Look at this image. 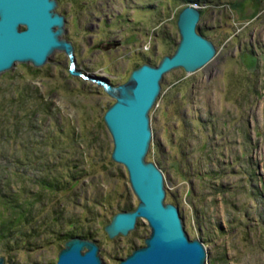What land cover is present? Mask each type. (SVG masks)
I'll return each mask as SVG.
<instances>
[{"label":"rangeland","instance_id":"obj_1","mask_svg":"<svg viewBox=\"0 0 264 264\" xmlns=\"http://www.w3.org/2000/svg\"><path fill=\"white\" fill-rule=\"evenodd\" d=\"M190 3L216 53L194 71L163 75L145 158L162 169L164 201L203 241L206 264H264V0H109L105 11L120 10L123 26L96 33L69 16L62 34L74 42L75 68L58 48L41 65L0 71V220L20 221L0 236L4 264L55 261L68 231L91 232L104 264L144 243V218L127 234L105 230L138 197L111 157L103 114L115 97L86 73L108 67L122 83L140 63H158L175 50L178 14ZM108 35L122 45L92 47Z\"/></svg>","mask_w":264,"mask_h":264},{"label":"water","instance_id":"obj_2","mask_svg":"<svg viewBox=\"0 0 264 264\" xmlns=\"http://www.w3.org/2000/svg\"><path fill=\"white\" fill-rule=\"evenodd\" d=\"M54 6L55 0H0V71L16 61L41 65L58 48L74 58L71 41L61 37L63 15ZM199 18L196 4L185 5L178 14L180 38L172 53L164 54L158 63H140L128 80L117 86L96 80L115 97L103 114L113 140L111 157L124 164L138 197L133 208L115 212L105 230L110 237L127 234L138 217L150 227L144 243L121 257L119 264H206L203 241L189 237L177 204L164 201L162 169L145 158L152 136L149 109L160 92L163 75L178 66L194 71L216 53L213 41L197 28ZM98 251L97 241L74 235L65 241L52 264H104ZM0 264H4L2 256Z\"/></svg>","mask_w":264,"mask_h":264},{"label":"flooded vegetation","instance_id":"obj_3","mask_svg":"<svg viewBox=\"0 0 264 264\" xmlns=\"http://www.w3.org/2000/svg\"><path fill=\"white\" fill-rule=\"evenodd\" d=\"M78 2H79L78 0H55L54 10L58 12L59 14L63 15V19H64L63 30L65 29L64 27L69 21V16L71 15L74 16L75 18L74 20L78 26L84 27L85 29L90 30L91 32L95 31L96 33H100V31L103 32V30H105L106 32L108 30H112L118 24H120V26L123 24L122 19L125 18V15L123 14L121 15L120 10H118V12L116 13L112 12L111 13L112 15H109V13L105 11L107 9V4L109 5V0H101L98 2L97 0H94V1L90 0L88 2L87 0L86 1L83 0L81 3H78ZM86 12L88 14L92 13L91 15L93 16V19H90V17L88 16ZM110 19H112L113 21L109 22ZM62 36L70 40L72 43L73 54H74L73 61L75 63L76 56H75L74 42L72 39H70V37L67 34H65V32H63ZM88 38L89 40H92V37H88ZM97 39L98 40L96 41V43L94 42L92 44V47H98L99 45H101L100 47L102 49L105 46V49L107 48L109 50L110 48H114V47H118L122 45L121 38L116 37V36L108 35L106 37H99ZM86 74H88V76L91 77L95 82L97 79L99 80L101 79L102 81H105L112 86H117L118 84L121 83L115 80L116 75L114 71L112 69H108V67H105V72L104 70L99 69L98 71L87 72ZM96 83L98 85H101L103 89H105V92L108 93V91L106 90V88L103 86L101 82L97 81ZM126 209H129V208H126ZM77 235L83 238L94 239L95 241H97L91 235V232L77 233ZM55 261L49 264H52Z\"/></svg>","mask_w":264,"mask_h":264},{"label":"trees","instance_id":"obj_4","mask_svg":"<svg viewBox=\"0 0 264 264\" xmlns=\"http://www.w3.org/2000/svg\"><path fill=\"white\" fill-rule=\"evenodd\" d=\"M16 207V208H15ZM15 207H13V210H14V214L13 216H16L17 220H21V218H24L26 216V212L24 211V208L23 207H19L17 205H15ZM126 208H133L129 205H126L125 207H123L122 209H126ZM22 221V220H21ZM16 223L15 225L12 224V223ZM20 224V221L17 222V221H14L13 219H1L0 220V236H8L10 234V231L15 227L17 226V224ZM88 233V232H87ZM69 237L73 236V235H77V233H73V232H67V234Z\"/></svg>","mask_w":264,"mask_h":264},{"label":"bare ground","instance_id":"obj_5","mask_svg":"<svg viewBox=\"0 0 264 264\" xmlns=\"http://www.w3.org/2000/svg\"><path fill=\"white\" fill-rule=\"evenodd\" d=\"M61 37H63L62 34H61ZM72 60H73V59H72ZM74 65H75V63H74V61H72V67H74ZM72 67H71V68H72ZM74 68H75V67H74ZM75 71H76V70H75ZM76 73H78V71H77ZM96 82H97V81H96Z\"/></svg>","mask_w":264,"mask_h":264}]
</instances>
